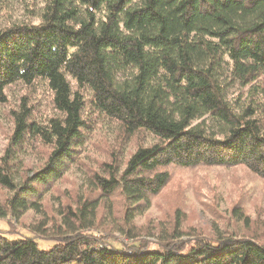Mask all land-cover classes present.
Returning a JSON list of instances; mask_svg holds the SVG:
<instances>
[{
  "label": "trees",
  "instance_id": "trees-1",
  "mask_svg": "<svg viewBox=\"0 0 264 264\" xmlns=\"http://www.w3.org/2000/svg\"><path fill=\"white\" fill-rule=\"evenodd\" d=\"M0 11V101L21 85L44 87L51 105L38 118L23 97L10 114L0 189L12 196L0 219L36 210L38 187L63 176L102 122L140 141L125 164L114 154L90 177L95 196L67 209L55 235L0 231V264H264L254 237L180 240L179 217L157 241L127 231L128 243H112L92 232L116 194L126 225L149 210L172 167H242L264 178V0H0ZM36 144L48 149L45 162L14 187L7 159Z\"/></svg>",
  "mask_w": 264,
  "mask_h": 264
},
{
  "label": "rangeland",
  "instance_id": "rangeland-1",
  "mask_svg": "<svg viewBox=\"0 0 264 264\" xmlns=\"http://www.w3.org/2000/svg\"><path fill=\"white\" fill-rule=\"evenodd\" d=\"M13 8L12 14L23 19L19 3H14ZM2 20L0 11V25ZM5 95V102L0 101V160L10 147L13 129L10 114L18 110L21 98L26 97L36 117L51 114L50 96L44 87L25 89L21 85H14L5 89ZM116 137L117 133L110 124L102 122L79 150L76 161L67 165L63 176L38 187V208L27 210L18 219L8 213L0 219V231L8 234L13 231L18 237H37L33 230L38 226L48 231L49 236L55 235L52 226L59 225L67 209L76 212L83 201L95 196L90 187V177L94 174L102 176L105 165L114 160V154L118 163L125 164L140 145L136 138L124 140ZM35 146H27L16 154L14 160L7 159L12 166L14 187H19L23 178L32 177L45 162L48 149L37 144ZM169 172V184L151 200L150 209L136 217L130 225L124 222V203L116 194L111 198V210L107 204H102L97 210L92 232L99 233L112 243H128L123 235L127 231H135L140 240L157 241V238L166 236L160 231L171 229L179 217L182 221V241L192 237L211 238L217 234L254 237L264 243V178L242 167H172ZM11 196V191L0 189L2 205ZM235 208L249 218V228L233 216ZM46 240H40L39 244L42 247L53 244Z\"/></svg>",
  "mask_w": 264,
  "mask_h": 264
}]
</instances>
